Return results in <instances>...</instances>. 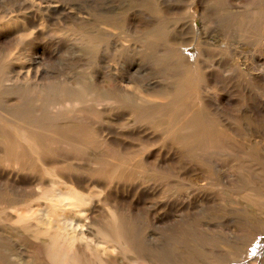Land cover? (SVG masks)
Segmentation results:
<instances>
[{
    "label": "rangeland",
    "instance_id": "1",
    "mask_svg": "<svg viewBox=\"0 0 264 264\" xmlns=\"http://www.w3.org/2000/svg\"><path fill=\"white\" fill-rule=\"evenodd\" d=\"M135 83L165 93L143 97ZM17 110L43 113L55 126L72 122L81 141L94 140L90 149L60 141L58 155L44 158L48 175L25 171L27 206L37 207L33 189L51 177L91 172L112 137L132 146L147 184L159 181L135 205L150 247L192 253L196 264H233V249L246 257L256 237L264 243V0H0V111ZM188 111L201 119L185 121L177 136L200 150L175 155L167 126ZM168 153L194 170L192 180L153 169ZM172 194L195 202L171 213L178 232L163 206ZM103 207L100 200L91 216L103 218ZM84 221L89 230L85 215L73 225Z\"/></svg>",
    "mask_w": 264,
    "mask_h": 264
},
{
    "label": "bare ground",
    "instance_id": "2",
    "mask_svg": "<svg viewBox=\"0 0 264 264\" xmlns=\"http://www.w3.org/2000/svg\"><path fill=\"white\" fill-rule=\"evenodd\" d=\"M136 86L143 97L161 98L165 93V87L157 88L151 83ZM96 97V101L102 98L100 94ZM62 112L53 110L52 114L58 117ZM186 113L187 116L184 115L180 122L172 120L167 126L166 136L174 140L169 149H175V155L181 150H185L188 155L200 150L198 147L195 149V144L183 143L178 139L177 132L186 128L185 121L193 124L202 116V113L196 111ZM169 116L170 119L174 117ZM46 118L43 113L32 116L24 110L0 111V264H196L197 256L192 253H169L161 245L159 249H155L144 242L135 205L140 202L141 197L157 192L155 181L158 180L152 177L155 180L153 184H147L150 176L143 172L145 169L141 166L144 164L140 166L135 161L132 146L116 142L117 139L112 137L105 141L107 145H111L108 153L94 157L91 172L71 170L61 176L49 175L52 180L50 179L48 187L37 186L33 189L32 196H36L37 207L27 206L26 195L29 194H26V185L29 178L24 175L25 171L44 172L42 174L48 175V168H44V158L58 155L60 141L74 142L73 144L86 149L94 145V140H80L84 137L82 138L74 123L66 121V128L62 124L55 126L47 123L44 120ZM133 136L130 132L129 137ZM168 157L165 165L158 161L153 169L164 167L167 176H174L179 181L194 178L192 168L180 163L170 153ZM56 161L54 162L58 164L61 160ZM38 164H41L42 169ZM136 171L139 173L136 174ZM94 194L101 196L99 200H95ZM180 197L182 195L175 194L164 200L163 206L168 210V215L181 209L189 212L195 206L194 201H186V198ZM100 200L106 214L101 219L93 218L92 212ZM78 214L85 215L89 230L85 228V221V224L77 222L76 226L73 225V219ZM171 219L173 223L169 230L173 229L172 226L175 228L181 224L175 214H171ZM178 227L175 228L176 232L183 229L182 226ZM257 228L260 227L249 230L246 238L241 239L242 247L248 245L252 232ZM89 234H93V238L88 237ZM171 237L173 242L182 243L175 239L177 236ZM251 246V249L245 251L246 257L242 251L233 249L232 259H243L232 261L233 264H264V243L256 237ZM31 253L34 254L32 261L28 260Z\"/></svg>",
    "mask_w": 264,
    "mask_h": 264
}]
</instances>
